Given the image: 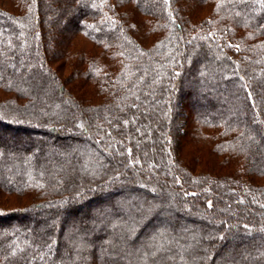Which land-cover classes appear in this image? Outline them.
Wrapping results in <instances>:
<instances>
[{"label": "trees", "instance_id": "trees-1", "mask_svg": "<svg viewBox=\"0 0 264 264\" xmlns=\"http://www.w3.org/2000/svg\"><path fill=\"white\" fill-rule=\"evenodd\" d=\"M8 1L0 264H264V0Z\"/></svg>", "mask_w": 264, "mask_h": 264}, {"label": "rangeland", "instance_id": "rangeland-1", "mask_svg": "<svg viewBox=\"0 0 264 264\" xmlns=\"http://www.w3.org/2000/svg\"><path fill=\"white\" fill-rule=\"evenodd\" d=\"M0 6L10 9V2L8 0H0ZM90 47H91L90 43L85 42L80 37H75L73 42H71V43L68 42L66 45V50L64 51L66 54V57L57 61L56 63H53V66L56 67L55 70H56L57 74L60 76L62 83L65 85L66 88L70 89V87L74 86V84H75V85H78L81 89L83 87V91L88 90V86L86 84H81V81L76 79L79 77V74H75L74 70L72 69V64L74 63V59H76L74 56H76L77 52H81V51L86 52L87 51L90 53V51H92V50H90ZM91 49H92V47H91ZM74 92H75V90H74ZM10 95H11L10 93H5V92L0 91V100L7 99ZM177 114H178L177 123L180 127L185 129V128H188L187 123H189L191 125L193 124V122H192L193 117H192V114H191L190 109H189V104H188V109H186V111L184 109L180 108V110L178 111ZM191 128L192 127L189 126V129H191ZM23 138L24 137H22V139ZM187 141H189V140L185 139L184 151H185V156L188 153L187 159H189L191 156L190 152H192V150H193V145H198V143L196 141H194V143L192 141H189V143H187ZM201 145L203 147L205 144H201ZM34 147L35 146L33 145L32 149H34ZM198 155H199V159H196V160H198V162H196L195 160L192 159L193 162L195 161L194 162L195 167H197V168H199L201 166H205L206 165L205 163H208L205 161L207 158H208L207 160H210V159H212V156H214V161H216L218 159L217 156H215L210 150L204 149V147L201 150V152H199ZM210 162H213V161H210ZM203 163L205 165H203ZM206 166H207V168L209 167V165H206ZM215 167H216V165H215ZM28 202H29V199H27L24 196H19V195H14V194L13 195H7V194L0 192V209H4V210L15 209V208L26 205ZM78 217L83 219L84 214L81 213Z\"/></svg>", "mask_w": 264, "mask_h": 264}]
</instances>
